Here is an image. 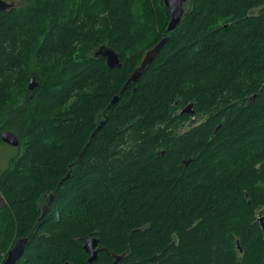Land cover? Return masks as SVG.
I'll use <instances>...</instances> for the list:
<instances>
[{
  "label": "trees",
  "instance_id": "1",
  "mask_svg": "<svg viewBox=\"0 0 264 264\" xmlns=\"http://www.w3.org/2000/svg\"><path fill=\"white\" fill-rule=\"evenodd\" d=\"M23 1L0 10V264L23 237L16 264H264V0H186L171 31L163 0Z\"/></svg>",
  "mask_w": 264,
  "mask_h": 264
},
{
  "label": "water",
  "instance_id": "2",
  "mask_svg": "<svg viewBox=\"0 0 264 264\" xmlns=\"http://www.w3.org/2000/svg\"><path fill=\"white\" fill-rule=\"evenodd\" d=\"M186 0H163V4L165 8L168 11L169 14V20L166 26L167 31L173 30L180 22L184 14V3ZM168 37L161 38L155 45H153L151 48L146 50L141 58L140 63L132 70L130 73L128 79L122 86V89H125L130 83L137 82L141 76H143L144 72L148 68V66L152 63L155 56L159 53V51L162 49L163 45L167 41ZM95 55H100L104 58L106 65L109 68H119L122 66V62L120 60L119 54L106 46H100L97 51L95 52ZM38 85L37 81L35 80L34 76H31L28 80V90H32L36 88ZM117 101V97L115 96L111 103H115ZM183 112L190 113L191 112V104L187 105L183 110ZM0 140L13 147L19 146V139L17 136L9 131V130H3L0 134ZM68 176V175H67ZM53 199V194L48 193L46 194V204L41 207L42 215L45 214L47 209L50 206V203ZM259 221L264 228V216H260ZM27 238H17L13 245L8 250L2 264H16L20 258L23 256L25 252ZM99 245V239L89 236L85 239L83 243V250L88 255L87 262L92 263L97 259L98 252L100 251ZM121 255H114V260L110 264H118L119 260L121 259Z\"/></svg>",
  "mask_w": 264,
  "mask_h": 264
},
{
  "label": "rangeland",
  "instance_id": "3",
  "mask_svg": "<svg viewBox=\"0 0 264 264\" xmlns=\"http://www.w3.org/2000/svg\"><path fill=\"white\" fill-rule=\"evenodd\" d=\"M24 5H27V4L23 0H0V10L7 9V8H10L13 6H20V7L22 6L23 7ZM184 8H186V5H184ZM31 76H34V75H31ZM18 148H19V146L13 147V146H10V145L5 144L3 142H0V175L6 169L10 159L15 155ZM0 197H1V195H0ZM260 216H264V212ZM260 216L258 214L259 218H260Z\"/></svg>",
  "mask_w": 264,
  "mask_h": 264
},
{
  "label": "flooded vegetation",
  "instance_id": "4",
  "mask_svg": "<svg viewBox=\"0 0 264 264\" xmlns=\"http://www.w3.org/2000/svg\"><path fill=\"white\" fill-rule=\"evenodd\" d=\"M3 203V199L0 197V205Z\"/></svg>",
  "mask_w": 264,
  "mask_h": 264
}]
</instances>
